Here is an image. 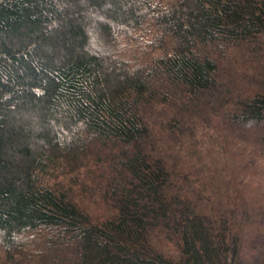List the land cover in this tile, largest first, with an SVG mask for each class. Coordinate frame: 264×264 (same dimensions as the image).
Returning a JSON list of instances; mask_svg holds the SVG:
<instances>
[{"label": "trees", "instance_id": "trees-1", "mask_svg": "<svg viewBox=\"0 0 264 264\" xmlns=\"http://www.w3.org/2000/svg\"><path fill=\"white\" fill-rule=\"evenodd\" d=\"M0 264H264V0H0Z\"/></svg>", "mask_w": 264, "mask_h": 264}, {"label": "rangeland", "instance_id": "rangeland-1", "mask_svg": "<svg viewBox=\"0 0 264 264\" xmlns=\"http://www.w3.org/2000/svg\"><path fill=\"white\" fill-rule=\"evenodd\" d=\"M57 170H60V171H61V170H62V171H66L65 168H64V169H59V168L56 167V171H57ZM66 172H67V171H66ZM71 177L74 178V175H73V174H70V173L67 172L66 180H69V178H71ZM88 204H89V203H88Z\"/></svg>", "mask_w": 264, "mask_h": 264}]
</instances>
